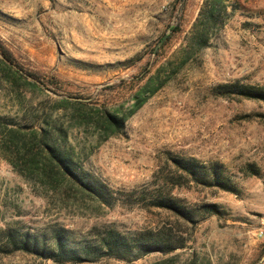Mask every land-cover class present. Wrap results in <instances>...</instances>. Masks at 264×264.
Segmentation results:
<instances>
[{
    "label": "rangeland",
    "instance_id": "1",
    "mask_svg": "<svg viewBox=\"0 0 264 264\" xmlns=\"http://www.w3.org/2000/svg\"><path fill=\"white\" fill-rule=\"evenodd\" d=\"M205 1L0 0V41L17 63L0 56V124L58 127L84 172L113 190L148 186L173 155L222 163L236 188L176 189L189 206L220 211L192 226L160 209L106 206L68 181L53 188L0 149V264H264V102L212 92L235 81L264 87V0H229L200 47ZM139 93L146 103L133 113ZM106 114L125 118L110 138ZM109 227L162 231L180 248L62 263L2 252L7 229L48 243L64 232L81 251Z\"/></svg>",
    "mask_w": 264,
    "mask_h": 264
},
{
    "label": "trees",
    "instance_id": "2",
    "mask_svg": "<svg viewBox=\"0 0 264 264\" xmlns=\"http://www.w3.org/2000/svg\"><path fill=\"white\" fill-rule=\"evenodd\" d=\"M228 1L206 0L204 2L201 15L205 18L206 31L198 37L200 47H205L208 43V30L222 26L227 16ZM178 31L179 29H173V32ZM0 54L7 60L6 62L3 59L6 65L17 66L14 57L1 41ZM17 73L22 75L23 70H17ZM26 74L27 77L41 82L37 76L29 72ZM52 81H56V85L59 84L55 78ZM212 92L225 99L243 98L264 102V87L242 84L240 81L218 85ZM134 98L136 104L133 113L146 103V98L140 93ZM61 103L72 104L73 102L70 98H65ZM105 120L106 130L109 131L106 138L118 135L125 123V118L110 114H106ZM52 129L54 130L13 128L7 124H0V149L6 157L10 155L13 158L11 161L13 167L21 174L38 175L53 188H57L63 180L68 181L82 192L85 189L89 196L95 197L109 207L128 202L131 207L140 205L147 209L166 211L177 220L196 226L210 216L220 214V211L216 205L211 204L189 206L185 199L174 195L176 189L191 186L232 192L236 189L230 173L222 163L207 164L195 157L173 155L169 156L168 166L162 167L155 180L148 186L131 192L113 190L107 184L85 173L84 168L78 164L66 145V134L58 127L52 126ZM248 170L251 175L259 174V170L254 166L248 167ZM3 236L5 249H1L2 252L7 254L26 252L55 263L66 260L83 262L95 257L130 260L157 252L167 254L180 248L177 241L167 238L162 231L126 235L111 227L98 233L94 243L85 246L81 251L68 242L64 232L56 233L52 243H48L46 239H40L35 234L17 233L11 229L4 230Z\"/></svg>",
    "mask_w": 264,
    "mask_h": 264
},
{
    "label": "water",
    "instance_id": "3",
    "mask_svg": "<svg viewBox=\"0 0 264 264\" xmlns=\"http://www.w3.org/2000/svg\"><path fill=\"white\" fill-rule=\"evenodd\" d=\"M0 56L2 57V59H4L7 62V60L2 55H0Z\"/></svg>",
    "mask_w": 264,
    "mask_h": 264
}]
</instances>
